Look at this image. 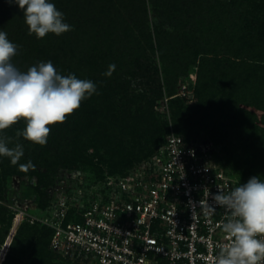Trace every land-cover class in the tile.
Instances as JSON below:
<instances>
[{"label":"rangeland","instance_id":"rangeland-1","mask_svg":"<svg viewBox=\"0 0 264 264\" xmlns=\"http://www.w3.org/2000/svg\"><path fill=\"white\" fill-rule=\"evenodd\" d=\"M195 1L200 3V7L202 5L203 7L193 9L192 2ZM219 1L222 2V0ZM160 3L162 4V1ZM179 3L182 8H187L188 12L184 10L182 15L176 14L172 20L165 21L161 9L159 15H157L149 1L147 2L148 11L142 17L143 20H146L148 27L145 34L152 36L154 45H156L155 26L158 27L159 32L164 33L163 38H165V41L170 42L169 49L166 51L168 56L166 64L160 59L156 46L154 49L147 47L144 55H139L140 51L137 48L136 40H138V32L142 28L134 30L135 32L132 34L134 37L132 36L133 40L130 44V39L123 29L114 31V37L118 38V41L120 40L118 53L122 56L128 52L133 54H126L123 57L120 55L119 62L113 61L104 65L106 72L109 70V65H115V70L112 71L110 76L104 75L103 69H98L92 73V75H95L93 80L97 87L96 93L92 95V107L98 111L100 110V114H106V116L101 118V132L96 134L95 139H92L91 135L84 134L86 135L84 137H86L88 148L84 150L82 157L79 155V157H73L70 154L80 144L75 142V136L78 133L82 134L84 131L82 128L74 129L73 122L70 124V120H68L71 116H77L80 107L71 115L66 116L64 123L49 126L50 133L44 146L29 142L23 137H16L17 130L22 131L26 126L23 120L0 132V138H11L9 147H14L16 143H20L24 149V155L17 165H12L9 158L0 156V214H5L7 222H9V224H0V264H3L4 259L10 252L11 244L22 224L29 227L40 226L36 219L41 218L45 213L47 190L50 187H61L63 190L69 191L71 195L79 200L77 202V205H79L88 196H92V192L96 194L97 191L95 190H102L107 174L138 178L149 166L156 152L157 141L168 128L166 125L171 122L175 128H178L181 119L188 116V113H186L184 117L177 118L175 117V111L181 108L184 112L185 109H191L195 106L197 102L198 67L191 65L186 73H182L187 63L186 59L181 53L177 56L174 55L177 51L183 49V44L186 41L185 37H178L179 28L183 33L188 31L197 33V39L202 44L201 47L203 49L213 48L212 53H216L221 59L228 57L226 55L228 50H234V48L242 45L243 39L252 40L253 43L258 39L257 30L261 21L258 20L259 15L255 11L249 10L247 16H244L242 15L243 10L240 14L227 9L222 15L220 8L216 6V0H210L209 2H204V0H180ZM210 4L216 6V9L212 8L214 11L212 15L209 12L208 5ZM6 11L7 20L2 19L0 31L10 34L8 39L13 42L15 36L12 35V32L14 33L18 27L14 23L13 15L7 9ZM261 16L263 15H260V18H262ZM123 17L127 19L128 14L124 13ZM21 21H23V18ZM180 23H182V26H180ZM165 32L172 33L173 39H170L169 35L165 36ZM201 34L204 35L203 39L199 37ZM24 38L25 35L19 37V43H15L19 46V49L18 54L13 57L14 60L16 58L23 60L28 57V44L24 45L21 42ZM25 39L29 38L26 37ZM173 42L178 43L176 49L172 45ZM255 43L260 44L257 41ZM244 46H248V44H244ZM171 60L176 63L169 64ZM61 62H64V60L61 59ZM165 68L169 69V74L165 73ZM19 69L22 71V67L19 66ZM63 72L62 75L70 74L66 71ZM177 72L181 74L177 76ZM75 75H77V78L80 76L78 73ZM248 86L246 84V87ZM171 89H174L172 95L170 93ZM261 92V95H259L251 90L241 91V99L244 98V100L240 105V109L242 110L241 113L246 112L247 117L245 118L254 121L256 126L264 129V104L262 105L264 91ZM106 104L110 105L108 109ZM110 110L113 111L110 112ZM144 110H146L145 113H143ZM142 114L146 115V121H140L139 117ZM121 115L126 117L127 126L132 125V127L120 125L119 122L113 120L114 116ZM232 116H234V112L229 111L215 115V117H218L219 122L223 123V126H226L233 135L232 141L228 137L225 139L228 149L237 146L240 151L245 138H248L249 144V142L254 141L255 137L238 138V134L234 133L235 131L231 125ZM83 120L85 121V118ZM191 132L192 130L188 127L183 130V133L187 135H191ZM89 134H92V132ZM108 134L114 144H119V141L122 140L126 147L138 153V158L134 160L132 165L123 167L119 157H115L114 165L111 159L112 154L108 152L109 147L104 143ZM203 134L205 132H202L200 136ZM68 141L73 142V148L68 146ZM259 146L261 147H259V151L262 153L264 146L261 142H259ZM28 161L34 164V169L29 168L26 172L16 169L19 164H26ZM48 161L53 162V165L48 167ZM258 161L259 158L256 159V163ZM256 173L261 180H264L263 171L258 170ZM250 177L252 175H246L244 181L247 182ZM78 190L82 191L77 192ZM19 214L18 225L12 231ZM2 253H4L3 256H1ZM15 253L16 251H14ZM54 255L61 264H96L93 259L83 256L69 257L58 253H54Z\"/></svg>","mask_w":264,"mask_h":264},{"label":"trees","instance_id":"trees-1","mask_svg":"<svg viewBox=\"0 0 264 264\" xmlns=\"http://www.w3.org/2000/svg\"><path fill=\"white\" fill-rule=\"evenodd\" d=\"M148 1L151 2L157 15L162 10L165 21L174 19L176 14L182 15L184 10L188 12L187 8L180 6V0H50L64 14L65 23L71 25L72 30L59 36L50 33L43 39H37L36 36L28 34L23 12L19 7L14 3L10 5L7 0H0V27H2V19L7 20V9L13 15L14 23L18 27L14 33L12 32V35L15 36L13 43H19L18 38L24 35L25 38H29L21 40L22 44H28V57L23 60L12 58V63L18 68L19 66L22 67V71H26L28 67L41 61H51L60 74H63V71L70 74L78 73L80 75L79 79L94 82L93 77L95 75H92V73L98 69H103L104 74L106 73L104 65L113 61L119 62V59H121V54L118 53L120 40L118 41V38L114 37V31L119 29L124 30V33L130 39V44L133 40L134 30L142 28L138 32L139 36L136 40L137 48L140 51L139 55L143 56L147 47L154 49L156 46L160 59L166 64L168 60L166 51L169 49L170 42L165 41V38H163L164 33L159 32L158 27L155 26L156 45L153 43L152 36L145 34L148 27L146 20H143L142 17L148 11ZM160 1H162V4ZM209 1L204 0V2ZM216 3L222 15L227 9L237 13L243 10L242 15L244 16H247L249 10L257 12L259 15L258 20L261 21L257 30L259 36L254 43L252 40L241 39L242 45L234 48V50H228L226 52L228 57L221 59L216 53H212L213 48L203 49L201 47L202 44L197 39V33L191 31L183 33L178 26L180 30V32L178 31V37H185L186 41L183 44V49L177 51L174 55L177 56L181 53L186 59L187 63L182 73H186L191 65L198 67V73L196 84L197 102L194 107L185 109L184 112L181 108L176 109L175 117H184L186 113H188V116L181 119L175 131L186 138H208L215 145L222 146L227 164L238 172L244 180L246 175L258 176L256 173L258 170L263 171L264 175V151L262 153L259 151V142L264 146V129L256 126L254 121L245 118L247 117L246 112L241 113L242 110L240 109V105L244 100V98L241 99V91L251 90L259 95H261V91H264V0H222V2L216 0ZM192 4L193 9L203 7V5L200 7V3L197 1L192 2ZM208 6L212 15L216 6L214 4ZM124 13L128 14L127 19L123 17ZM260 15H263L262 18H260ZM22 18L23 21H21ZM180 26H182V23H180ZM7 35L9 37L10 34ZM168 35L170 39H173L172 33L165 32V36ZM199 37L203 39L204 35L201 34ZM40 40L42 41L40 42ZM256 41L260 44L257 45ZM177 42L172 44L175 49ZM244 44H248V46H244ZM21 47L23 46L21 45ZM126 54L133 53L128 52ZM126 54H123V56H126ZM61 59L64 60L65 64L61 62ZM174 63L176 62L171 60L169 64ZM165 73H170L168 68H165ZM179 74L181 73L177 72L176 75ZM246 84L249 86L246 87ZM173 92L174 89H171V95ZM92 100L91 96V98L82 101L77 116L68 118L70 124L73 122L74 129L82 128L84 131L82 134L78 133L75 136V142L80 144L72 150L70 155L73 157H82L84 150L88 148L86 137H84L86 135L84 134L91 135L90 137L95 139L96 134L101 132V118L106 114H100V110L98 111L92 107ZM109 106V104H106L107 109ZM112 111L110 110V112ZM224 111L234 112L231 125L235 131L234 133L238 134V138L255 137L254 141L249 142V144L248 138H245L240 151L235 145L233 149H228L225 139L228 137L232 141L233 135L226 126H223V123L219 122L218 117H215V115H219ZM145 112L146 110L143 113ZM141 116L139 117L140 121H146V115L142 114ZM113 120L119 122L120 125L127 126L128 124L126 117L123 115L114 116ZM127 127H132V125ZM186 127L192 130L191 135L183 133ZM167 131L166 128V131L157 141L156 150L164 142ZM91 132L92 134H89ZM202 132H205V134L200 136ZM211 133L212 135H210ZM104 143L109 147L108 152L112 154L111 159L114 165L115 157L121 159L120 163L123 167L132 165L134 160L138 158V153L126 147L122 140L119 141V144H114L109 134ZM67 144L70 148L74 146L71 141H68ZM257 158H259V161L256 163ZM51 165H53V162L48 161L47 166L50 167ZM16 169L20 168L17 167ZM45 204H47V201ZM19 218L20 216L16 220L12 231L17 227ZM0 224H9L5 214H0ZM39 225L29 227L22 224L19 227L18 234L15 236L11 244V250L4 259L3 264H61L49 248L52 230L40 223ZM14 251H16L15 254Z\"/></svg>","mask_w":264,"mask_h":264},{"label":"built area","instance_id":"built-area-1","mask_svg":"<svg viewBox=\"0 0 264 264\" xmlns=\"http://www.w3.org/2000/svg\"><path fill=\"white\" fill-rule=\"evenodd\" d=\"M167 130L138 178L107 174L102 190L79 205L61 187L47 190L45 213L36 220L52 230V252L96 264H215L228 243L222 224L229 213L212 197L246 182L222 146L179 135L171 122Z\"/></svg>","mask_w":264,"mask_h":264},{"label":"clouds","instance_id":"clouds-1","mask_svg":"<svg viewBox=\"0 0 264 264\" xmlns=\"http://www.w3.org/2000/svg\"><path fill=\"white\" fill-rule=\"evenodd\" d=\"M23 12L28 34L43 39L48 34L57 36L72 30L65 23L64 14L50 0H7ZM19 46L0 31V132L18 121L25 128L17 130L16 137H23L44 146L50 125L64 123L65 118L81 106V102L97 91L91 80L78 79L75 74L62 75L51 61L39 62L21 71L12 63ZM115 65H109L104 75L110 76ZM11 138H0V156L17 165L24 155L23 146L16 143L9 147ZM28 161L19 164L21 171L34 169ZM215 205L225 209L226 222L222 224L228 243L220 246L215 264H261L264 261V180L250 177L230 192L220 190L213 195ZM214 212L215 207L208 205Z\"/></svg>","mask_w":264,"mask_h":264}]
</instances>
